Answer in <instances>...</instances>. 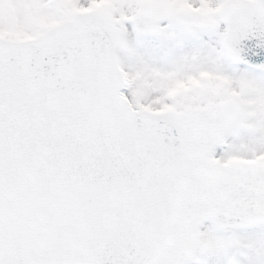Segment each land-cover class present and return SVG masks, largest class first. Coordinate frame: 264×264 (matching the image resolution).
<instances>
[{"label":"snow or ice","instance_id":"1","mask_svg":"<svg viewBox=\"0 0 264 264\" xmlns=\"http://www.w3.org/2000/svg\"><path fill=\"white\" fill-rule=\"evenodd\" d=\"M0 264H264V0H0Z\"/></svg>","mask_w":264,"mask_h":264}]
</instances>
